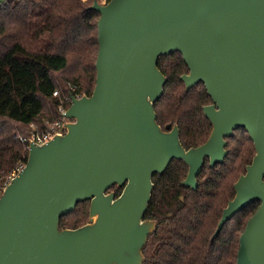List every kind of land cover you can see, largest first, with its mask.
Wrapping results in <instances>:
<instances>
[{"label":"water","instance_id":"water-1","mask_svg":"<svg viewBox=\"0 0 264 264\" xmlns=\"http://www.w3.org/2000/svg\"><path fill=\"white\" fill-rule=\"evenodd\" d=\"M89 8L99 13L95 85L71 96L64 133L29 141L24 166L3 187L0 264H142L157 225L144 217L153 173L181 159L180 183L196 188L204 158L223 162L238 127L255 152L212 238L257 200L235 264H264V0H94ZM176 51L188 67L185 90L202 82L212 99L202 106L211 131L189 148L176 123L161 127L154 108L167 81L158 61ZM83 200L87 222L60 228Z\"/></svg>","mask_w":264,"mask_h":264},{"label":"trees","instance_id":"trees-1","mask_svg":"<svg viewBox=\"0 0 264 264\" xmlns=\"http://www.w3.org/2000/svg\"><path fill=\"white\" fill-rule=\"evenodd\" d=\"M94 0H5L0 4V184L28 150L14 136L56 117L60 98L91 94L96 81L99 13L89 8ZM107 1V0H97ZM167 81L154 103L162 128L176 123L184 147L195 146L209 135L211 124L202 106L211 101L204 84L189 90L180 79L188 67L179 52L158 61ZM57 90V94L53 92ZM68 106V102L65 103ZM223 162L206 160L196 188L180 182L187 166L173 158L154 183L145 217L155 219L142 264H235L239 237L259 205L255 200L224 222L212 234L222 209L234 195L233 184L254 155L253 141L243 127L227 138ZM120 191L116 186L109 190ZM89 200L61 216L60 228L86 222Z\"/></svg>","mask_w":264,"mask_h":264},{"label":"built area","instance_id":"built-area-1","mask_svg":"<svg viewBox=\"0 0 264 264\" xmlns=\"http://www.w3.org/2000/svg\"><path fill=\"white\" fill-rule=\"evenodd\" d=\"M5 0H0V4L3 3ZM53 94H57V90L53 92ZM81 93H76L70 96H63L60 98L59 105H58V112L59 114L56 117L45 118L43 120V125L38 127L33 122L29 123V132L27 135H23L21 133L15 132L14 136L17 137L23 144L25 149L28 150L29 141H33L37 144H41L43 142L48 141L49 139L53 138L56 134L64 133L65 127L64 124L68 120L67 116L65 115V110L68 106L65 105L68 102V105L71 101V96L80 97ZM25 161L23 159L16 162V164L11 168L9 173L6 175L5 180L2 184H0V195L3 192V187L8 184L10 179L17 175L18 172L24 166Z\"/></svg>","mask_w":264,"mask_h":264},{"label":"flooded vegetation","instance_id":"flooded-vegetation-1","mask_svg":"<svg viewBox=\"0 0 264 264\" xmlns=\"http://www.w3.org/2000/svg\"><path fill=\"white\" fill-rule=\"evenodd\" d=\"M183 83H184V82H183ZM198 83H199V82H198ZM184 85H185V84H184ZM195 85H196V84H195ZM195 85H194V86H195ZM204 87H205V86H204ZM205 90H206V89H205ZM206 93H207V91H206ZM207 94H208V93H207ZM209 97H210V96H209ZM210 99H211V97H210ZM211 102H212V99H211V101H210L209 103H211ZM209 103H207V104H209ZM203 114H204V112H203ZM204 116H205V115H204ZM205 117H206V116H205ZM206 118H207V117H206ZM207 119H208V118H207ZM208 121H209V119H208ZM209 122H210V121H209ZM210 124H211V123H210ZM164 128H165V127H164ZM164 128H163V129H164ZM211 128H212V125H211ZM236 129H237V128H236ZM236 129H234V132H235ZM210 131H211V130H210ZM179 132H180V131H179ZM209 133H210V132H209ZM230 137H231V136H230ZM227 138H228V137H226V141H227ZM205 140H206V139H205ZM205 140H204V141H205ZM204 141H203V142H204ZM201 143H202V142H201ZM226 143H227V142H226ZM197 145H198V144H197ZM195 146H196V145H195ZM190 147H191V146H190ZM225 147H226V146H225ZM185 148H186V147H185ZM188 148H189V147H188ZM206 160H207L208 163H209V159H208V157H205V158H204V163H205ZM184 163H185V162H184ZM204 163H203V165H204ZM185 164H186V163H185ZM186 166H187V165H186ZM202 168H203V166H202ZM113 186H116V185H113ZM153 186H154V183H153ZM116 187H117V186H116ZM117 188H119V187H117ZM119 189H120V191H121V188H119ZM152 190H153V189H152ZM113 191L115 192L116 195L120 193V191H119L118 193H117L115 190H113ZM144 217H145V216H144ZM145 218H148V217H145ZM151 219H152V218H151Z\"/></svg>","mask_w":264,"mask_h":264},{"label":"rangeland","instance_id":"rangeland-1","mask_svg":"<svg viewBox=\"0 0 264 264\" xmlns=\"http://www.w3.org/2000/svg\"><path fill=\"white\" fill-rule=\"evenodd\" d=\"M100 2H104V1H100ZM16 132H18V133H19V131H16ZM112 190H114V189H112ZM109 191H111V190H109ZM87 220H88V216H87ZM87 220H86V222H87Z\"/></svg>","mask_w":264,"mask_h":264}]
</instances>
